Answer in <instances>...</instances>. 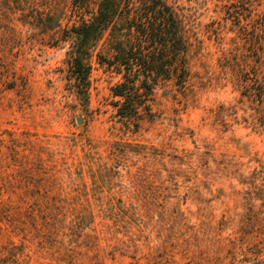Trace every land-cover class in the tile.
<instances>
[{
  "label": "rangeland",
  "instance_id": "rangeland-1",
  "mask_svg": "<svg viewBox=\"0 0 264 264\" xmlns=\"http://www.w3.org/2000/svg\"><path fill=\"white\" fill-rule=\"evenodd\" d=\"M171 1L184 82L121 96L99 0H0V264H264V0Z\"/></svg>",
  "mask_w": 264,
  "mask_h": 264
},
{
  "label": "trees",
  "instance_id": "trees-1",
  "mask_svg": "<svg viewBox=\"0 0 264 264\" xmlns=\"http://www.w3.org/2000/svg\"><path fill=\"white\" fill-rule=\"evenodd\" d=\"M138 2L132 11V7H129L131 0H99L90 21L83 20L76 31L91 39H97L109 31L113 56L127 70L125 81L114 89V94L121 96H126L132 88L134 81L130 76L135 65L141 68L145 76V86H148V80L170 76L171 72H174L178 84H182L186 77L184 56L188 28L185 15L178 12L170 0ZM165 50L172 53L169 62L162 55Z\"/></svg>",
  "mask_w": 264,
  "mask_h": 264
}]
</instances>
